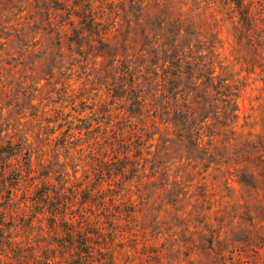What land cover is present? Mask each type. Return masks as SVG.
I'll use <instances>...</instances> for the list:
<instances>
[{"label":"rangeland","instance_id":"rangeland-1","mask_svg":"<svg viewBox=\"0 0 264 264\" xmlns=\"http://www.w3.org/2000/svg\"><path fill=\"white\" fill-rule=\"evenodd\" d=\"M85 6L98 35L71 0H0V142L107 198L92 264H264V0ZM44 222L0 264H44Z\"/></svg>","mask_w":264,"mask_h":264},{"label":"trees","instance_id":"trees-1","mask_svg":"<svg viewBox=\"0 0 264 264\" xmlns=\"http://www.w3.org/2000/svg\"><path fill=\"white\" fill-rule=\"evenodd\" d=\"M71 1L75 9L82 11L83 14L81 15L83 16L81 17L85 16L88 20L82 31L98 35L100 29L97 27L94 18H90L88 15L91 8L85 6L89 0ZM237 3L238 6L241 5L239 1ZM56 10H61V8L57 7ZM174 84V81L170 83L169 88L171 90L176 89ZM62 135L69 138V129H66ZM26 140L13 141L8 139L5 142H0V258L23 249L25 241L35 233V222L40 223L45 220V228L58 227L61 234L52 233L48 248L44 246L45 250L42 251L40 257L44 264H56V259H60L57 253L69 248V246H65L66 243L76 246V258L80 255L79 260L73 264L94 263V259L88 257L90 256L89 253H92L91 250L83 252L79 247H81L80 245H87L89 249L92 248V237L98 233L90 230V227L97 225L100 228L102 221L108 219L107 214H105L106 208L100 205L101 202L103 205L106 204L107 198L102 196L95 201L93 197L97 195L96 188L77 189L72 186L69 187L64 178L57 180L56 184L43 182L44 179L41 177H46L47 174L35 176L36 172L30 159V144ZM22 177L31 181V189L28 193L29 196L26 195V191L27 198L24 201H19L16 192L20 189ZM74 180L80 179L75 176ZM94 207L97 211H92ZM16 227L23 228L25 237L18 234V230L13 232ZM84 236L86 241L81 242ZM41 243L45 244L46 241Z\"/></svg>","mask_w":264,"mask_h":264}]
</instances>
